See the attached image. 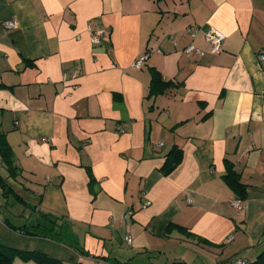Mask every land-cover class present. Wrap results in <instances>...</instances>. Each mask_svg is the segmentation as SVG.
<instances>
[{"label":"crops","instance_id":"obj_1","mask_svg":"<svg viewBox=\"0 0 264 264\" xmlns=\"http://www.w3.org/2000/svg\"><path fill=\"white\" fill-rule=\"evenodd\" d=\"M89 26L108 38L93 45ZM194 26L222 32L223 51L188 56L210 47ZM263 52L264 0H0V138L20 169L0 154V245L20 252L13 264L255 262ZM153 69L175 86L150 97Z\"/></svg>","mask_w":264,"mask_h":264},{"label":"trees","instance_id":"obj_2","mask_svg":"<svg viewBox=\"0 0 264 264\" xmlns=\"http://www.w3.org/2000/svg\"><path fill=\"white\" fill-rule=\"evenodd\" d=\"M151 72H152V86H151L150 97L163 94L167 90L175 86V84L172 83L171 81L170 82L163 81L162 76L158 71L153 69L151 70ZM0 154L4 163L8 167L10 176L17 178L20 175V169L14 163L13 152L10 145L8 144L7 141L1 138H0ZM182 157H183L182 150L179 148H174L167 156L165 165L162 169L163 174L167 175L170 172H172L180 164ZM226 165H227V173L224 176L226 182L228 183L229 186H231V188L234 189L237 196L241 200H244L245 186L240 182V177L235 172L233 165L229 161H227ZM0 185L2 189L7 191L8 193L10 192V190L5 185L4 179L2 178H0ZM13 228L20 232H24L26 234L27 233L32 234L31 232L25 230V228L27 227H22V228L13 227ZM19 253L20 252L14 248L0 245V264H13L14 259L17 256H19ZM29 258L30 257H25V259H29ZM49 264H59V262L56 260H51L49 261ZM251 264H264V251L256 259V261Z\"/></svg>","mask_w":264,"mask_h":264},{"label":"built area","instance_id":"obj_3","mask_svg":"<svg viewBox=\"0 0 264 264\" xmlns=\"http://www.w3.org/2000/svg\"><path fill=\"white\" fill-rule=\"evenodd\" d=\"M3 26L5 29L13 30V29L17 28L18 23L16 22V20L12 19V20L5 21L3 23ZM88 31L91 34L92 43L95 46L101 45L109 36V34L106 30H95L91 26L88 27ZM201 33L204 34V38H205L206 42L210 45L209 49L207 51H204L200 48H197L193 43H191L185 49V53L188 56H191L194 53L199 55V56H204L206 53H209L212 55H217L223 51V45H224L226 37L219 30L214 29V28H210V29L204 31L201 27H197V26L190 27L189 29H187V34L193 40L196 39ZM150 56H151V53L147 52L144 56L137 59V61L133 65V67H135L137 69L143 68L146 65ZM259 60L261 62H264V52L259 55ZM149 204H150L149 202L144 203L143 208H146L147 206H149ZM233 206L236 209L241 210L243 207V200H241V199L235 200L233 203ZM128 217H130V213L128 214ZM125 240L128 243H132V237H130V236L126 237Z\"/></svg>","mask_w":264,"mask_h":264}]
</instances>
